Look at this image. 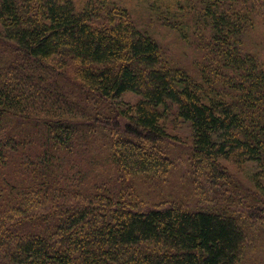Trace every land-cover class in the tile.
<instances>
[{
    "label": "trees",
    "instance_id": "1",
    "mask_svg": "<svg viewBox=\"0 0 264 264\" xmlns=\"http://www.w3.org/2000/svg\"><path fill=\"white\" fill-rule=\"evenodd\" d=\"M145 13L0 0V264H264V0Z\"/></svg>",
    "mask_w": 264,
    "mask_h": 264
},
{
    "label": "rangeland",
    "instance_id": "2",
    "mask_svg": "<svg viewBox=\"0 0 264 264\" xmlns=\"http://www.w3.org/2000/svg\"><path fill=\"white\" fill-rule=\"evenodd\" d=\"M146 1L147 0H123L124 4L126 6L131 7L135 16L142 17V18L144 17L147 19L148 15H145V14H148V13H145ZM150 28L155 29L157 36L159 38L163 39L164 42L169 41V36L166 35L167 31L165 28L158 30V28H156L155 25L150 27ZM244 46L253 48V50L257 53V56L260 58V61L264 65V30L263 29L258 27L257 31L255 30V33L248 34L244 38ZM172 47H173V49H171V50L169 49L170 50L169 53L171 54V52H172V54L176 55L177 57H181V58L185 59V61L188 63H191L193 61V59L199 58L198 57L199 53H197L193 48L191 49L188 46L185 47V45H182V46L181 45H178V46L174 45ZM180 54H182L184 56H180ZM182 165H183V163H182ZM178 176L180 179V176H181V170L180 169H178L172 173L170 183L171 182L176 183ZM241 178H243V177H241ZM164 183H167V181L166 182L160 181L158 183V186L155 189H159V188H162V186H164L163 187L164 193H167L168 191L170 192L173 189L175 191V187H171L169 185V182H168V185L164 184ZM180 183H181V181H180ZM145 189H146V187H144L142 190H145ZM178 189H180V188H178Z\"/></svg>",
    "mask_w": 264,
    "mask_h": 264
}]
</instances>
